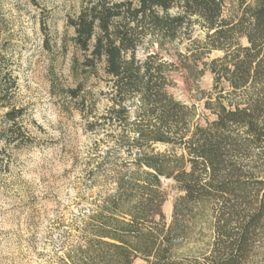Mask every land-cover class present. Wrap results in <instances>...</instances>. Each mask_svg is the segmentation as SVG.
I'll use <instances>...</instances> for the list:
<instances>
[{
	"label": "trees",
	"instance_id": "trees-1",
	"mask_svg": "<svg viewBox=\"0 0 264 264\" xmlns=\"http://www.w3.org/2000/svg\"><path fill=\"white\" fill-rule=\"evenodd\" d=\"M226 4L88 0L70 19L74 45L84 55L73 56L77 84L69 92L79 112L93 114L88 127H101L113 143L96 166H108L111 175L99 178L92 171L93 181L101 183L99 196L84 214V243L67 252L65 264H135L138 257L149 264L168 262L180 235L178 216L209 202L216 210L211 264H240L250 250L264 220V195L257 191L250 200L254 184L236 157L252 146L264 148V0H239L242 14L237 20L224 18ZM193 23L215 39L213 48L224 50L222 57L211 60L210 71L216 85L226 81L234 96L227 104L218 99L217 116L206 125L195 122V110L169 93L174 63L148 51L155 44L164 48ZM233 35L245 37L248 45L237 43ZM225 38H230L227 46L221 42ZM142 45L148 52L141 57ZM94 77L106 80L101 92L109 103L101 115L92 111V91L84 92ZM6 114L12 121L19 111ZM159 144L166 149L159 150ZM114 149L122 152L120 165L111 157ZM95 150L103 151L99 143ZM163 178H172L184 193L175 201L169 226Z\"/></svg>",
	"mask_w": 264,
	"mask_h": 264
},
{
	"label": "rangeland",
	"instance_id": "rangeland-1",
	"mask_svg": "<svg viewBox=\"0 0 264 264\" xmlns=\"http://www.w3.org/2000/svg\"><path fill=\"white\" fill-rule=\"evenodd\" d=\"M87 1L0 0V264H65L67 252L84 243V214L99 196L101 183L93 181L92 171H97L99 178L111 175L108 166L100 170L96 166L113 142L101 127H88L93 114L87 117L86 112H79L69 92L77 84L71 70L73 56L84 55L74 45L70 19ZM224 13V18L237 20L242 14L239 0H227ZM233 37L248 45L245 37ZM214 40L199 23H193L182 27L180 35L164 48L155 44L148 50L160 52L174 63L167 89L193 108L194 121L203 125L215 120L218 99L227 104L234 98L228 83L216 85L210 71L211 60L224 55V50L213 48ZM229 41L221 42L227 46ZM148 51L142 45L138 55ZM105 82L94 77L84 87V92L91 90L95 96L92 111L98 115L109 103L101 92L106 90ZM12 109L19 114L9 121L6 113ZM96 143L103 151L97 153ZM158 149L166 147L159 144ZM113 152V161L120 165L122 152ZM236 161L254 184L250 200L257 191L262 197L264 148L249 147ZM257 181L262 185H256ZM162 187L169 226L175 201L184 193L172 178H163ZM215 213V204L209 202L179 215L176 253L162 264H211ZM256 231L240 264H264V220ZM135 264L149 262L138 257Z\"/></svg>",
	"mask_w": 264,
	"mask_h": 264
}]
</instances>
